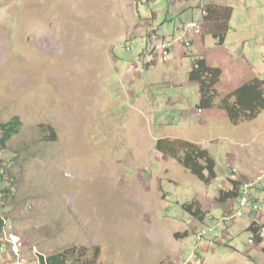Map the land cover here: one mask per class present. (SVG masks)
Segmentation results:
<instances>
[{
    "label": "rangeland",
    "instance_id": "obj_1",
    "mask_svg": "<svg viewBox=\"0 0 264 264\" xmlns=\"http://www.w3.org/2000/svg\"><path fill=\"white\" fill-rule=\"evenodd\" d=\"M211 4L233 9L223 46L202 16ZM187 54L222 71L217 105L264 80V0H0V124L22 122L0 141L5 234L68 264H264L248 230L264 216V111L234 126L197 110ZM159 139L206 150L217 179L199 181ZM234 168L263 176L258 211L217 202Z\"/></svg>",
    "mask_w": 264,
    "mask_h": 264
},
{
    "label": "trees",
    "instance_id": "obj_2",
    "mask_svg": "<svg viewBox=\"0 0 264 264\" xmlns=\"http://www.w3.org/2000/svg\"><path fill=\"white\" fill-rule=\"evenodd\" d=\"M139 1L136 0L137 3ZM203 11L206 13V16L203 17L204 21L211 22L214 25L213 30H215V32L213 33V38L219 40V43L223 46L230 32L229 23L233 14V9L211 4ZM180 31V34L177 36L175 35L176 37L173 40L177 38L178 40L184 41L182 38V30ZM166 39H169L171 43L170 38ZM184 45L186 48L190 46V44L187 45L186 43ZM171 47L172 45L168 46V52L172 51ZM141 56H143V53ZM194 56L192 54L191 56L187 54V58L192 60V66L188 76L189 81L197 86L200 96V101L196 105L197 110L206 111L219 108L227 114V117L234 126H238L244 121H254L259 118L264 111V80L261 78L251 80L228 95L217 105L215 102L218 98L216 87L220 82L222 71L219 68L208 66L205 59L195 58ZM21 127L22 122L18 117L13 118L5 124H0L2 135L0 141L2 147H6L13 137L19 134ZM47 129L51 136L55 135L51 127H47ZM155 148L158 152L177 159L185 169L203 183L211 182L218 177L214 159L208 155L206 150H202L196 144L188 141L171 142L166 139H159L155 143ZM181 150L183 152L182 158L179 157ZM235 170L236 172H234ZM230 174L231 176H229L230 178H228V181L231 184V188L229 190L221 189L217 197V202L223 205L232 201H238V199L240 203L242 196L241 186L244 182L249 181L246 180V178H236L238 171L235 168L230 169ZM3 177V174L0 172V179H3ZM1 193L8 194L9 191L7 189H2ZM194 206H198L196 202L187 205L186 210L190 212L192 217L203 221L205 214L200 207H197L193 213L192 209L195 208ZM5 228L6 222L3 218H0V239L4 235ZM248 230L253 234V239L255 238L258 244L263 245L261 251L264 254V240L259 238V234L264 231V225L253 222ZM208 232H210V229ZM199 233L200 232L197 233V236ZM67 254L68 253L64 252L52 255L48 258L42 256H39V258L41 264H68L69 258Z\"/></svg>",
    "mask_w": 264,
    "mask_h": 264
},
{
    "label": "built area",
    "instance_id": "obj_3",
    "mask_svg": "<svg viewBox=\"0 0 264 264\" xmlns=\"http://www.w3.org/2000/svg\"><path fill=\"white\" fill-rule=\"evenodd\" d=\"M137 1H139V0H137ZM202 16L203 17L206 16L205 11L202 12ZM197 26H198L197 22L192 23V27H197ZM188 36H189V34L182 33V38L184 41H185V38ZM186 44L189 45L188 40H187ZM169 45H170V42L168 41V46ZM161 51L163 52L164 56L169 55V54H165V48H162ZM234 172H236V170ZM244 186H245V199L242 201V204L240 205V207L241 208L250 207L251 210L258 211L259 208L256 205V203L251 201L250 191L252 190V187H246V185H244ZM240 214H241V211H238L234 214V217H236ZM230 219H231V217L227 218L225 220H230ZM210 231H211V229H210ZM5 232H7V231H5ZM205 232L206 231H201L199 233V235L197 236L198 241L203 240V238L205 236ZM259 238L264 240V231H262L259 234ZM255 241H256L255 238L250 239V244H255ZM0 250H1V253L6 251L10 256V260L6 264H40V258L38 256L39 253L37 252V250L35 248L28 247L25 244V242H22V243L7 242L6 246H2ZM28 250H31V252H32L31 256L28 254Z\"/></svg>",
    "mask_w": 264,
    "mask_h": 264
},
{
    "label": "bare ground",
    "instance_id": "obj_4",
    "mask_svg": "<svg viewBox=\"0 0 264 264\" xmlns=\"http://www.w3.org/2000/svg\"><path fill=\"white\" fill-rule=\"evenodd\" d=\"M163 48H165V53L168 54V41L163 45ZM261 181H263V176H259L257 177L256 179H254L253 181L251 182H248V183H244L242 184L241 186V192H242V196H241V199H240V203H239V206L242 204V201L245 199V186L246 187H252V189L254 188V186L256 187V185H260ZM257 185V186H258ZM254 190V189H253ZM253 193V192H252ZM241 194V193H240ZM7 233V232H6ZM207 233H205L206 235ZM2 242L6 245L7 242H14V243H22V241H20V239H18L16 236H14L13 234H5L2 236ZM40 264H41V261H40Z\"/></svg>",
    "mask_w": 264,
    "mask_h": 264
},
{
    "label": "crops",
    "instance_id": "obj_5",
    "mask_svg": "<svg viewBox=\"0 0 264 264\" xmlns=\"http://www.w3.org/2000/svg\"><path fill=\"white\" fill-rule=\"evenodd\" d=\"M167 41H169V39ZM263 219H264V216L261 218V220H254L253 222L261 223ZM1 241H2V238L0 239V249L2 246H6L3 242L1 244ZM9 260H10L9 254L6 251L1 253V250H0V264H6L7 262H9Z\"/></svg>",
    "mask_w": 264,
    "mask_h": 264
},
{
    "label": "clouds",
    "instance_id": "obj_6",
    "mask_svg": "<svg viewBox=\"0 0 264 264\" xmlns=\"http://www.w3.org/2000/svg\"><path fill=\"white\" fill-rule=\"evenodd\" d=\"M256 178V177H255ZM253 180V179H252ZM250 181V180H249ZM7 226V225H6Z\"/></svg>",
    "mask_w": 264,
    "mask_h": 264
}]
</instances>
